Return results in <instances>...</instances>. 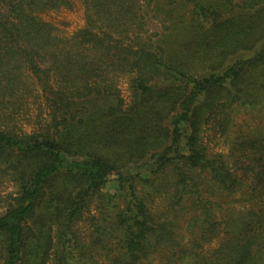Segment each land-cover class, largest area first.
<instances>
[{
    "label": "trees",
    "instance_id": "trees-1",
    "mask_svg": "<svg viewBox=\"0 0 264 264\" xmlns=\"http://www.w3.org/2000/svg\"><path fill=\"white\" fill-rule=\"evenodd\" d=\"M76 1L84 24L62 37L46 17L72 10L71 0H0V171L13 168L20 185L0 214V264H43L53 225L56 264H264V125L255 106L264 0ZM183 10L189 22L185 14L176 22ZM150 24L160 32L146 36ZM235 114L257 131L235 149L243 177L201 142L212 122L229 136ZM251 143L260 154L248 152ZM141 162L147 177L127 172ZM112 174L115 192L101 193ZM204 179L248 198L212 250L205 246L222 223L210 218ZM151 196L171 217L152 210ZM94 199L104 219L92 218L88 248L74 226ZM182 225L195 230L186 243Z\"/></svg>",
    "mask_w": 264,
    "mask_h": 264
},
{
    "label": "rangeland",
    "instance_id": "rangeland-1",
    "mask_svg": "<svg viewBox=\"0 0 264 264\" xmlns=\"http://www.w3.org/2000/svg\"><path fill=\"white\" fill-rule=\"evenodd\" d=\"M71 1L73 2L72 10H61L59 12H53L46 17L56 25L57 35L62 37L70 36L77 29L81 28L84 24L83 8L81 4L76 0H71ZM182 14H185L184 19L187 22H189L186 17L187 13L184 10L177 13L176 22H178ZM148 30L149 32L145 34L146 36L149 35L150 33H158L160 32L161 29L158 24H153V25L150 24L148 25ZM157 39L158 38H153V41H156ZM117 81H118L120 100L124 105L123 107L127 108L130 103L128 76L119 77ZM255 94L257 96H260V100L255 105L256 110L258 109L261 111V115H260L261 119L258 121L259 122L262 121L260 123L264 125V89L260 90L258 88L255 91ZM42 111L43 110L39 108V110H37L36 112L34 111V113L35 114L39 112L41 113ZM30 112L31 113L29 114L31 115L33 109H31ZM247 118H249V116ZM247 118L246 115L237 114L236 115L237 125L231 128L229 136H223L219 132H215L213 129L214 122H212L211 123L212 125L206 127L205 130L203 131V135L201 139V142L205 146L207 152L210 155L222 159L225 165L227 166V168L231 172L237 174V177H243L241 172L243 167L238 164L237 157L239 155L238 152L235 150L236 146L238 145L237 143H240L243 140L245 141L249 140L250 138L249 136H253L252 134H256L257 132L256 129L252 128L250 125L249 128L247 124H245ZM243 121L245 122L243 123ZM29 127L25 125L24 129H26V131H29ZM238 131L245 132L246 135L245 134L241 135L240 133H238ZM247 134H249V136ZM247 147H248V152L257 151V155L260 154L252 143L248 144ZM142 163L143 162L138 163V165L132 167L127 172L131 174H135V173L140 174L144 178L147 177L148 166H145ZM13 173H14L13 168L3 169L2 171H0V214H2L10 206H13L17 199V194L20 185L18 184V181L15 180L16 179L14 176L15 174L13 175ZM152 178H155L154 185H158V176ZM73 185H77V184H73ZM136 185H142V184L136 183ZM201 185H203L202 188L203 190H205L204 197H209L210 202L212 203L210 218L212 220H215L216 222L222 223V226L220 227L219 236L216 237L209 245L205 246V248L212 250L218 246L220 239L223 237L222 232L224 231V227H223L224 222H227L229 218H232L236 213L237 214L243 213L245 212V210L248 209V204H247L248 198H246L244 194H242L241 192L228 193L226 191H223L219 189V187L215 182L210 181L208 179L202 180ZM250 185H251L250 175L247 174L245 175L244 180L241 181L240 188L245 191L248 189V187H250ZM117 186H118L117 175L112 174L109 177L107 183L102 188L101 193L113 194ZM149 200H150L149 201L150 207L155 213L163 212L165 216L171 217V214H167L164 211L162 198H158L157 196H151ZM121 206H122V202H119V207ZM99 207H100L99 201L94 199L93 202L89 204L88 211L83 214L82 219L74 226V229L77 231V235L80 237V242L88 246V248L91 247L92 244L91 233L94 230L93 224L95 220L93 221L92 218L96 217V219L99 218L104 219V217L98 215L100 211ZM55 230L56 227L53 225L50 229V237L52 241L43 258V264H56L55 254H56V246H57V235ZM176 231L178 236L184 237L185 243L191 238V234L195 233L194 229L188 230L185 225L180 226V228L176 229ZM3 241L4 238L0 237V253L3 251V247H4ZM156 258H154V260H152L150 263L156 264L158 261ZM94 260L98 262L99 259L95 256Z\"/></svg>",
    "mask_w": 264,
    "mask_h": 264
}]
</instances>
